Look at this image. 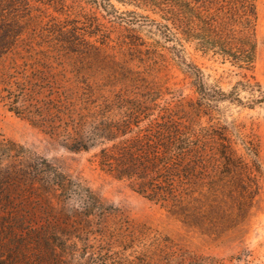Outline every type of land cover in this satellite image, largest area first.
<instances>
[{
    "label": "rangeland",
    "instance_id": "rangeland-1",
    "mask_svg": "<svg viewBox=\"0 0 264 264\" xmlns=\"http://www.w3.org/2000/svg\"><path fill=\"white\" fill-rule=\"evenodd\" d=\"M30 1L44 34L30 60L35 63L26 67L29 82L13 93L19 95V112L2 97L0 84V139L14 142L17 154L24 151L81 178L103 201L106 228L95 223L90 234L84 230L80 246L88 239L100 244L101 233L106 241L96 258L83 248L72 264H264V101L248 104L249 91L240 84L249 79L264 85V0H258V55L250 70L200 49L191 28L199 21L184 1L179 3L185 18L179 22L175 0ZM189 64L202 69L207 88L238 90L244 103L224 98L210 113L194 115L198 93ZM134 103L143 105L150 119L169 109L206 126H223L240 167L252 164L240 137L251 141L258 149L256 195L244 201L238 188L242 176L232 174L213 208L194 224L102 169L98 147H67L84 123ZM208 145L212 156L218 140ZM71 205L78 207L79 201L72 199Z\"/></svg>",
    "mask_w": 264,
    "mask_h": 264
},
{
    "label": "trees",
    "instance_id": "trees-1",
    "mask_svg": "<svg viewBox=\"0 0 264 264\" xmlns=\"http://www.w3.org/2000/svg\"><path fill=\"white\" fill-rule=\"evenodd\" d=\"M182 1L199 21L191 28L204 53L212 52L241 69H252L258 55V0H175L177 22L185 18ZM104 2L109 0L100 4ZM191 3L196 5L189 6ZM34 8L30 0H0V84L5 92L2 97L17 112L19 95L13 93L29 82L26 67L35 63L30 60L40 46L37 38L44 34L42 25L35 24L41 16ZM188 66L198 93L192 104L194 115L210 113L224 98L244 103L238 90L227 94L219 88H207L202 69L195 64ZM240 84L249 91L248 104L264 101L263 84L249 79ZM144 109L134 103L121 107L116 115L95 117L78 128V136H72L67 147H98L95 156L102 169L194 224L205 218L208 206L213 208L232 174L242 176L238 188L244 201L256 195L258 149L251 141L240 137L252 163L240 167L223 126H206L169 109L150 119ZM216 140L219 145L214 155L208 156V141ZM13 146L14 142L0 139V264H72L83 248L96 258L106 234L101 233L105 239L97 245L90 239L83 246L80 242L81 233L85 230L90 234L95 223L106 228L108 215L100 196L81 178L74 180L60 167H47L49 162L32 160L24 151L17 154ZM72 199L79 201L78 207L71 205Z\"/></svg>",
    "mask_w": 264,
    "mask_h": 264
}]
</instances>
